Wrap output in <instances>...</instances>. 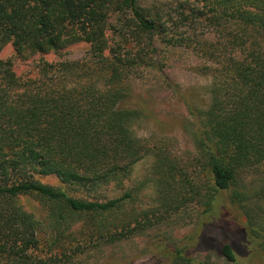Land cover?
I'll return each instance as SVG.
<instances>
[{
    "label": "trees",
    "instance_id": "trees-1",
    "mask_svg": "<svg viewBox=\"0 0 264 264\" xmlns=\"http://www.w3.org/2000/svg\"><path fill=\"white\" fill-rule=\"evenodd\" d=\"M205 1L223 37L195 47L205 60L199 72L211 78V104L200 117L192 111L203 174L192 180L162 149L143 143L136 131L142 113L126 106L134 69L150 60L122 53V46L135 50L126 31L149 47L169 42L164 18L171 15L160 0H0V54L8 44L22 58L85 43L95 58L46 64L33 79L0 59V264H90L95 250L154 226L160 209L198 204L209 213L225 191L240 209L264 200V178L251 193L241 180L244 170L264 166V0ZM184 4L176 11L182 23L187 14L203 18L196 9L183 12ZM150 155L159 209L137 211L132 193L110 198L108 189ZM50 175L64 187L39 179ZM25 196L42 211H28ZM248 219L264 259V229ZM173 252L175 264H192L181 249ZM218 256L239 264L229 243Z\"/></svg>",
    "mask_w": 264,
    "mask_h": 264
},
{
    "label": "rangeland",
    "instance_id": "rangeland-1",
    "mask_svg": "<svg viewBox=\"0 0 264 264\" xmlns=\"http://www.w3.org/2000/svg\"><path fill=\"white\" fill-rule=\"evenodd\" d=\"M181 3H185L186 7L183 12L189 13L190 9H196L203 13V18L195 20L187 14L189 20L182 23L181 13L176 12ZM158 5L171 15L164 18L169 42H157L154 49L149 47V41L136 43L131 32L126 31L125 36L134 43L135 50L128 51L122 46V53H129L131 57L138 53L146 58L150 56L147 63L153 61L158 65L152 67L146 63L134 69L131 76L132 91L126 106L142 113L136 131L143 143L150 150L162 149L195 180L203 174L193 139L198 122L192 111L200 117L211 104L208 87L211 78L199 72L205 60L195 47L197 41L220 39L223 34L220 28L210 24L209 19L214 12L205 0H160ZM180 36L190 38L194 44L191 46L190 40L178 43L176 38ZM113 39L110 40V46L117 41L116 37ZM0 59L11 60L15 73L23 79L38 77L40 69L46 64L95 60L85 43L74 44L58 52L28 54L22 58L14 46L8 44L2 50ZM154 160V156L150 155L138 162L132 176L122 186L113 185L108 189L109 197L132 193L136 199L132 206L137 211L159 209L161 200L155 182ZM262 178L264 166L244 170L241 174L244 189L250 193L258 189ZM39 179L44 184L63 186L53 175ZM21 201L28 211L39 213L43 209L33 197L25 196ZM249 217L257 227L255 229H264V200L249 202L240 209L232 204L228 191L218 195L209 213H205L204 207L198 204H187L180 210L168 212L160 209L154 226L121 242L95 250L90 264H175L174 249H181L192 264H231L218 256L219 245L224 243L232 245L239 264H264L259 242L250 230L252 224L249 223Z\"/></svg>",
    "mask_w": 264,
    "mask_h": 264
}]
</instances>
